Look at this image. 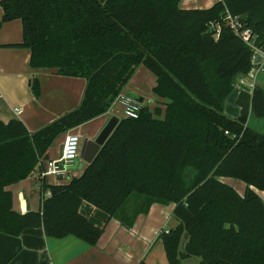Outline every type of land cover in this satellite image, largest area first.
Returning <instances> with one entry per match:
<instances>
[{
    "label": "trees",
    "instance_id": "obj_1",
    "mask_svg": "<svg viewBox=\"0 0 264 264\" xmlns=\"http://www.w3.org/2000/svg\"><path fill=\"white\" fill-rule=\"evenodd\" d=\"M0 7V26L18 18L22 27L21 42L0 46L28 48L31 67L86 80L79 105L37 131L0 120L1 232L41 226L48 237L94 245L103 228L79 212L83 201L128 227L152 203H173L177 223L158 234L168 264L190 256L197 264H264V202L253 189L264 190V133L246 125L249 108L264 117V90L239 95L237 119L224 114L253 50L222 20L225 9L238 15L264 49V0L206 9H183L178 0H0ZM211 23L220 24L217 38ZM140 65L167 102L142 105L137 118L113 117L79 176L62 184L41 178L40 209L13 211L5 186L41 167L60 134L107 111ZM32 90L37 95L36 83ZM221 177L240 179L244 192Z\"/></svg>",
    "mask_w": 264,
    "mask_h": 264
},
{
    "label": "crops",
    "instance_id": "obj_2",
    "mask_svg": "<svg viewBox=\"0 0 264 264\" xmlns=\"http://www.w3.org/2000/svg\"><path fill=\"white\" fill-rule=\"evenodd\" d=\"M220 0H178V6L183 9H206ZM2 9L0 7V18ZM22 40V27L20 19L16 18L4 22L0 26V44L19 43ZM30 50L24 47L0 46V120L8 122L19 119L29 132H34L50 124L65 113L75 109L82 100L86 80L82 77L65 76L56 73L55 69H39L30 66ZM252 75L254 85L248 79L244 84L239 83L238 77L233 89L226 97L223 112L230 118L237 119L241 113L238 97L241 93L250 95L252 88L257 85L264 90V56L260 50L253 51ZM261 65L263 70L255 72ZM140 77L141 83L130 78L121 93L127 90L142 97V105L152 109L162 104L160 97L153 93L155 75L144 65L138 66L134 74ZM32 83L37 84V95L33 93ZM151 103L146 102L152 98ZM146 100V101H145ZM117 106V105H116ZM123 117L119 106L110 107L104 113L60 134L47 150L42 159L41 167L26 178L5 186L11 195L12 210L18 214L38 211L41 207L42 194L40 190L39 173L48 159L56 158L61 154L62 144L68 132L79 135L85 132L94 140L107 122L113 118ZM255 114L249 108L246 125L252 129L257 128ZM256 130V129H254ZM82 132V133H81ZM83 141L81 140V146ZM80 154L77 162L70 168V179L79 176L87 162ZM46 183L62 184L68 181L54 182L43 177ZM220 180L233 186L228 177ZM234 187V186H233ZM245 189V188H244ZM264 202V190L253 188ZM242 194V191L236 188ZM173 203H152L146 213L138 214L133 224L123 225L116 217L108 218L107 214L99 208L83 201L79 212L92 224L102 227V232L94 245L67 235L62 238H52L45 235L40 226L25 228L19 235H11L0 231V264H137L144 260L147 264H168L163 244L158 238L162 229L173 226L169 224L168 214H172ZM169 224V225H168ZM192 257V256H190ZM190 257L182 259L180 264ZM197 257V256H196ZM195 260L192 264H197Z\"/></svg>",
    "mask_w": 264,
    "mask_h": 264
},
{
    "label": "built area",
    "instance_id": "obj_3",
    "mask_svg": "<svg viewBox=\"0 0 264 264\" xmlns=\"http://www.w3.org/2000/svg\"><path fill=\"white\" fill-rule=\"evenodd\" d=\"M222 20H224L229 28H231L245 44L250 46L253 51L260 50L264 56V49L259 48L255 44V34H253L249 27L243 24L238 15H233L227 9H225ZM210 26L213 30H215L214 37L217 38L220 31V24L211 23ZM260 70H263L261 65L255 69V72ZM248 73L252 76L251 82L249 84L253 86L255 74L252 75V70H249ZM245 78L246 77L244 76L240 77L238 79L239 83L244 84L246 82ZM111 105H118L123 117L137 118L142 107V102L135 101L127 97L125 94L120 93ZM80 148L81 139L79 135L74 132H68L65 135L62 144L61 154L56 158L46 160L45 166L39 173V177L43 178L49 175L62 180L70 179V168L74 161L78 158L80 154ZM45 195H50V191L46 190Z\"/></svg>",
    "mask_w": 264,
    "mask_h": 264
},
{
    "label": "rangeland",
    "instance_id": "obj_4",
    "mask_svg": "<svg viewBox=\"0 0 264 264\" xmlns=\"http://www.w3.org/2000/svg\"><path fill=\"white\" fill-rule=\"evenodd\" d=\"M132 78H135L134 76H132ZM141 78L140 77H136L135 78V81L134 82H137V83H141ZM248 82L250 83L251 82V79H248ZM247 83V82H246ZM152 99H153V97L152 98H148V100L146 101V102H150L151 103V101H152ZM160 101L164 104V103H166L167 102V100H166V98H160ZM112 106H114V105H111V107ZM118 106V105H117ZM117 106H114V109H117ZM154 107H152V109H153ZM162 108H163V106H162ZM151 109V110H152ZM254 119L255 120H258V121H255L256 122V127L257 128H254V129H256L257 131H260V132H263L264 133V117H260V118H258V117H254ZM79 133V137H80V139L82 140V141H84L85 139H87V140H91V137L88 135V134H86L85 132H81L82 134H80V132H78ZM189 173H191L190 171H188V174ZM46 178H48V179H50L49 181H51V180H53L54 182H57V181H59V182H63V181H68L67 179L65 180H62V179H57V178H55V177H53V176H49V175H47L46 176ZM228 179H229V182L231 183V184H233V186H234V188L236 189H239V191H244V188H245V183L243 182V181H241L240 179H237V178H229L228 177ZM48 183H51V182H48ZM61 184V183H60ZM232 186V185H231ZM137 201L136 200H132V204L131 203H128L127 205H129V204H131V207H134L133 205L136 203ZM169 215V218H170V221H169V224H171V226H173V224H174V220H173V218H172V214H168ZM168 224V225H169ZM195 260H199V257H196V256H192V257H190L189 259H187V260H185L184 262H183V264H192Z\"/></svg>",
    "mask_w": 264,
    "mask_h": 264
},
{
    "label": "water",
    "instance_id": "obj_5",
    "mask_svg": "<svg viewBox=\"0 0 264 264\" xmlns=\"http://www.w3.org/2000/svg\"><path fill=\"white\" fill-rule=\"evenodd\" d=\"M125 95L135 101L142 102V97L132 91L127 90L125 92ZM114 123L115 122H112V118H111L94 140L85 139L83 141L82 146H81V155H83L82 158L84 161L88 163L92 160V158L98 151L100 145L103 143L106 136L112 130ZM76 162H77V159L74 161V163ZM186 237H187V234L184 233L183 238L185 239Z\"/></svg>",
    "mask_w": 264,
    "mask_h": 264
}]
</instances>
